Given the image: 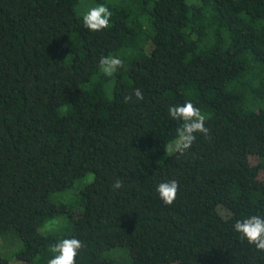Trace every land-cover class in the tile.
Listing matches in <instances>:
<instances>
[{"label":"trees","instance_id":"16d2710c","mask_svg":"<svg viewBox=\"0 0 264 264\" xmlns=\"http://www.w3.org/2000/svg\"><path fill=\"white\" fill-rule=\"evenodd\" d=\"M76 1L0 0V235L18 234L13 255L48 264L77 238L76 264H114L103 251L116 245L131 264H264L234 230L264 217V0H121L96 33ZM107 55L124 61L111 77ZM186 101L209 136L169 155L168 109ZM89 172L69 201L50 199ZM170 180L166 205L156 189Z\"/></svg>","mask_w":264,"mask_h":264},{"label":"clouds","instance_id":"9594fccd","mask_svg":"<svg viewBox=\"0 0 264 264\" xmlns=\"http://www.w3.org/2000/svg\"><path fill=\"white\" fill-rule=\"evenodd\" d=\"M112 12L104 4H98L91 7L82 16L84 27L90 32H101L110 27ZM100 71L111 77L118 69L124 67V61L118 56H102L98 65ZM142 100L143 93L140 89H135L132 95L125 97V102L132 100ZM171 119L180 122L176 129L175 138L166 146V153L184 155L191 149L196 141V134H202L205 139L209 136V129L205 127V122L210 117L201 112L191 101H186L182 105L171 106L168 109ZM123 187L121 180H116L112 185L113 190ZM179 190V184L176 180H170L160 183L157 186L159 198L166 205H172L176 199ZM234 230L240 234L242 240L248 244L254 245L258 251L264 252V217L253 215L243 220H237ZM83 244L77 238L62 239L51 246L50 251L54 253L53 258L48 264H76V257L82 249Z\"/></svg>","mask_w":264,"mask_h":264},{"label":"rangeland","instance_id":"374dc122","mask_svg":"<svg viewBox=\"0 0 264 264\" xmlns=\"http://www.w3.org/2000/svg\"><path fill=\"white\" fill-rule=\"evenodd\" d=\"M119 1L121 0H103V4L105 5L106 3H114ZM98 4L102 3H99L95 0H77L74 5V8L77 14L83 15L91 7H94ZM254 160H256V157H254ZM91 177L92 173L89 172L86 174L85 177L78 179L71 188L65 190L51 191L49 193L50 199L55 202L69 201L72 197L76 195L78 188L81 187L82 184L85 181L89 180ZM64 223H66V217L62 214H59L47 219L39 228L41 231H44L50 228L53 229L59 227ZM4 235L6 236L0 235V254L8 256L10 264H23V261L21 259H18L13 255L14 251L20 246L21 243L18 234L11 229L7 231ZM103 254L108 257H111L114 264H131L129 248L126 245H116L109 249H105L103 251Z\"/></svg>","mask_w":264,"mask_h":264}]
</instances>
